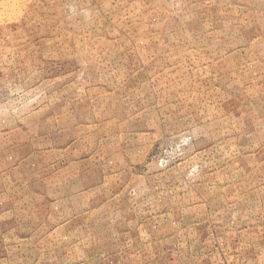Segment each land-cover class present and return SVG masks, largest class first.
<instances>
[{"label": "rangeland", "instance_id": "rangeland-1", "mask_svg": "<svg viewBox=\"0 0 264 264\" xmlns=\"http://www.w3.org/2000/svg\"><path fill=\"white\" fill-rule=\"evenodd\" d=\"M0 264H264V0H0Z\"/></svg>", "mask_w": 264, "mask_h": 264}]
</instances>
